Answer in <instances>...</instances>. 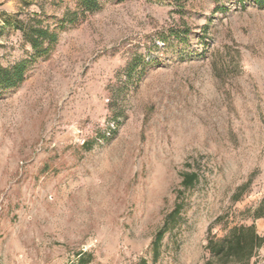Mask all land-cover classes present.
I'll return each instance as SVG.
<instances>
[{
  "label": "rangeland",
  "instance_id": "rangeland-1",
  "mask_svg": "<svg viewBox=\"0 0 264 264\" xmlns=\"http://www.w3.org/2000/svg\"><path fill=\"white\" fill-rule=\"evenodd\" d=\"M98 1L0 0V66H25L0 87V264H207L210 237L264 235V0Z\"/></svg>",
  "mask_w": 264,
  "mask_h": 264
},
{
  "label": "trees",
  "instance_id": "trees-1",
  "mask_svg": "<svg viewBox=\"0 0 264 264\" xmlns=\"http://www.w3.org/2000/svg\"><path fill=\"white\" fill-rule=\"evenodd\" d=\"M82 5L87 10H94L99 7L98 0H80ZM257 3H263V0H256ZM48 29L37 28L32 31V41L37 45L44 34H48ZM36 35V36H35ZM53 35L50 39H53ZM24 64H19L13 68H4L0 66V87H13L19 84L23 79ZM182 186L184 188L192 187L199 179L196 171H185L182 174ZM182 190H179V193ZM183 203L177 201L175 207L167 215L163 226L157 232L153 242L155 255H158L162 239L178 221L181 215ZM264 216L263 208H258L255 211L254 217ZM264 244V235L260 234L255 225H234L229 228L228 232L219 238L210 237L207 243V249L211 253V257L207 260V264H253L252 259L256 252ZM93 255L87 251H80L76 261L70 264H90ZM141 264H147L146 259L141 260Z\"/></svg>",
  "mask_w": 264,
  "mask_h": 264
},
{
  "label": "crops",
  "instance_id": "crops-1",
  "mask_svg": "<svg viewBox=\"0 0 264 264\" xmlns=\"http://www.w3.org/2000/svg\"><path fill=\"white\" fill-rule=\"evenodd\" d=\"M258 231V230H257ZM259 232V231H258ZM260 233V232H259ZM261 234V233H260Z\"/></svg>",
  "mask_w": 264,
  "mask_h": 264
}]
</instances>
